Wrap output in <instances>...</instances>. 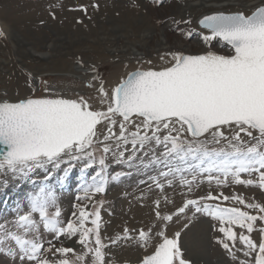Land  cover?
Instances as JSON below:
<instances>
[{
    "label": "snow or ice",
    "instance_id": "snow-or-ice-1",
    "mask_svg": "<svg viewBox=\"0 0 264 264\" xmlns=\"http://www.w3.org/2000/svg\"><path fill=\"white\" fill-rule=\"evenodd\" d=\"M154 2L159 4L160 0ZM136 6L134 2L133 7ZM92 7L98 5L92 4ZM181 23L191 25L192 21H173L177 26ZM198 24L210 33L201 37L205 44L218 39L227 46L226 54L211 49L200 54L173 51L166 54L170 57L167 66L137 68L128 72L110 90L105 89L104 81L92 68V80L99 81L100 103L106 105L102 110L94 109L83 96L76 99L35 96V87L29 76L28 87L33 89L32 96L16 101L0 99V175L30 181L33 173L42 170L44 179L48 180L53 171L66 164L65 176L60 177L63 180L74 162L83 163L82 173L99 164L101 171L92 178L93 183L82 187L84 199L90 201L93 195L105 191L104 180L97 182L96 177L105 170L107 155L112 152L118 163L124 162L125 152L131 145L132 154L127 157L129 163L136 159L137 152L148 148L153 152L149 163L162 164L168 169L160 172L165 179L173 173H192L191 180L180 177L181 186L187 187L188 193H191L197 176L204 173L209 174L208 182L214 181L217 186L226 185L231 178L235 184L255 186L264 191V0L248 11L229 10L204 15ZM193 31L191 28L181 29L180 34L191 37ZM4 35L0 31V37ZM43 83L47 93V83ZM87 86L94 85L89 82ZM133 118H138L139 122ZM102 123H106V133L100 134L101 139L98 125ZM117 125L118 133L114 130ZM225 129L230 135L225 134ZM242 133L249 138L247 141ZM208 135L216 144L227 141L226 147L210 150L208 142L200 140ZM96 144L102 146L100 151L103 153L98 159L94 150ZM153 144L164 146L159 156L155 155ZM214 172L223 179L213 176ZM254 173L258 174L255 180L241 178L242 174L251 177ZM119 175L117 173L113 179ZM153 180L157 187H163L158 180ZM3 183L6 187L7 180ZM27 200V211L17 205L15 218L0 223V256L8 257L11 264H109L104 252L107 245L100 236L98 210L89 213L86 206L77 204L74 207L79 212L78 220L62 222L55 195L43 184ZM229 200L257 214L239 207L202 203ZM165 202L170 203L167 197ZM189 209L194 210V215L204 213L219 221L218 231L224 239L217 242L233 260H237L233 249L239 239L242 247L236 250L246 258L239 264H264V205L247 203L238 195H214L209 191L197 199L186 198L174 214H162L160 201H156V220L166 224L173 220V215L185 214ZM76 215L73 212V216ZM89 220L91 227L86 226ZM257 222L260 224L258 229ZM41 228L53 236L52 240L46 241L47 247ZM234 228L247 234L242 231L238 235ZM257 230L259 239L254 241L251 234ZM156 236L159 241L139 264H191L178 243L180 232L170 238L159 229ZM61 237L76 238L74 243L82 246V252L64 246ZM151 238V234L142 229L132 236L125 227L122 235L109 240L112 245L121 240H134L147 249ZM53 241H60V246ZM48 253H52L53 258L50 259ZM70 254L74 259L69 258ZM89 256L90 261L87 260ZM250 257L254 259H247Z\"/></svg>",
    "mask_w": 264,
    "mask_h": 264
},
{
    "label": "rangeland",
    "instance_id": "rangeland-1",
    "mask_svg": "<svg viewBox=\"0 0 264 264\" xmlns=\"http://www.w3.org/2000/svg\"><path fill=\"white\" fill-rule=\"evenodd\" d=\"M55 1L56 0H0V17L11 25L13 30L12 33L16 35L14 39L13 36L10 37L11 34L8 35V33L2 29L3 27L0 21V31H3L5 34L3 37H0V60L5 62V65H0V99L11 100L13 98V100L16 101L21 98L32 96L33 89L28 87V79L29 76H31L35 87V96L56 95L69 99H76L83 96L85 99L89 100V103L93 105L92 107L94 109L102 110L106 105L100 103L99 94L97 92L99 81L92 80L94 75L91 71L92 68L96 69V72L99 73L101 79L104 81L105 89L110 90L121 78L126 76L125 74L137 68L160 69L159 66L157 68L150 66L149 61L162 63L168 60L169 62L170 57L166 54L176 51L172 49H167L168 51L166 52H164L165 50H156L153 44L151 45V49H149V53H147V49L142 48V17L148 19L143 26L148 28V30L151 29L155 31L157 35L160 34V30L167 29L166 33L169 35L171 42L178 39L185 45H197L192 47L186 54H200L209 49L218 54H226L228 50L227 46L217 39H214L209 44H205L201 39L202 35L210 33L198 27V20L204 15L211 14V11H199L194 14L190 13L188 16L187 12L184 16L180 14L182 13V9L186 8L187 4L189 5L196 0H160L159 4L155 3L154 0H100V3H103L100 4L98 0H96L95 4H97L98 7H91L95 10L94 13L89 12V9L87 10L88 13L87 11L81 10L82 8L85 9L84 7L87 2L91 5L94 4L90 2L92 0H79L73 2L75 6H79L75 7L76 9L73 8V11H69L70 9L67 10L64 4L65 2L60 3L62 5L60 8L58 7V2ZM134 2L137 5L136 7H133ZM71 3L72 2H70V4ZM229 10L231 9H225L224 11ZM237 10L241 9L238 8ZM231 11L236 10L233 9ZM67 15L70 16V19ZM57 19L59 20L56 21ZM174 20H190L192 24L186 25L181 23L177 26L173 24ZM189 28L194 30L193 35L191 37L181 36L180 30H188ZM7 35L9 37H7ZM113 40L115 46L110 44ZM126 41H129V43L136 42L130 46L129 56H127V54H118L119 56L114 55V58L102 57L108 56L106 52L108 48L121 47L122 43H126ZM47 46H53L58 49L51 50V48L49 49ZM17 48H25L32 52L37 51L36 53L54 55L49 62L52 60L57 61L60 58L62 60L68 58L66 60L67 63L70 60L69 63H71L72 67H79L85 72H83V74H77V77L74 74H70L68 77L56 76L55 72H49V75L42 67L41 69L38 66L42 63L37 64L23 57V55L18 54ZM98 50L102 52H97ZM104 53H106V55H104ZM131 55L132 57H130ZM161 56H164L166 60H162ZM58 64L60 65V63ZM167 65L168 63L164 66L162 65L161 68ZM61 66L63 69H66L65 65ZM30 67H32V70H30ZM43 82L47 83L49 89L47 93L44 92L45 85ZM89 82L94 86L88 87L87 84ZM1 86H5L6 88ZM23 88H25L24 91L22 90ZM116 119L117 121L120 120L119 117ZM133 119L139 121L138 118ZM114 130L117 133L119 132L118 125ZM130 130L134 129L130 128ZM102 133H106V123L98 125V135ZM225 134L230 135L227 129H225ZM241 135L245 141L249 139L244 136L243 133ZM100 138L102 139V135H100ZM185 138L191 139V137ZM200 140L208 142L210 150L226 147L227 145V141H221L220 144L211 142V135L201 137ZM108 143L111 144L112 141ZM101 147L102 146L99 144L94 145L97 159L103 155L100 151ZM151 147L154 149L156 156H159L160 153L164 151L163 145L156 147L153 144ZM128 149L129 151L125 152L124 162L118 163L117 158L113 156L112 152L107 155L106 168L101 172V176L96 177L97 182L101 179L104 180L105 191L93 195L90 201L84 199L85 193L82 191V187L93 183L92 178L96 176L97 172L101 171L99 164H94L92 168L85 169L82 173L81 169L83 168V163L74 162L72 170L63 180H61L60 177L65 176L63 169L68 167L66 164H62L59 170L53 171L48 180L44 179L45 173L42 170H37L36 173H33L32 180L30 181L14 180L10 175L7 177L0 175V223H4L6 220L12 221L15 218L17 205H19L23 211H27V197L39 191L40 185L43 184L54 193L57 206L61 210L60 219L62 222H66L69 219L73 221L78 220L79 212L74 207L77 204L86 206L89 213L95 210L99 211L101 217L99 231L103 243L107 245L104 252L106 254L105 260L109 262V264H139L142 257L150 253L153 250V245L159 241V237L156 236V232L159 229H163L170 238L173 237L176 232H180L178 243L184 257L189 260L191 264H239L240 260L246 259L242 252L236 250L242 247L239 239H237L236 248L233 249L237 260H233L223 249L221 244L217 242L224 239L222 233L218 231L220 227L219 221L204 213H195L194 215V210L189 209L186 210L185 214L179 216L173 215L172 221L162 224L160 221L156 220L155 202L158 200L160 201V211L162 214H174L179 207L183 206L186 198L197 199L211 191L214 195L217 193H223L229 197L238 195L247 203L255 202L264 205V191L255 186L235 184L232 182L231 178H229L226 185L217 186L214 181L209 183L207 180L209 174L204 173L197 176L196 183L193 184L191 193H188L187 187L181 186L180 177L183 176L191 180L192 173H173L165 179L160 176V172H166L168 169L162 164L154 165L149 163L153 156V152L145 148L143 151L137 152L136 159L129 163L127 162V157L132 154L131 145H128ZM113 151H115V148ZM145 152L148 154L145 155ZM176 164L179 166L178 161ZM145 165H147V167H145ZM117 173L120 175L118 178L113 179ZM212 175L220 176L219 173L215 172L212 173ZM257 175L258 174L254 173L249 177L247 174H242L241 178H252L255 180ZM153 178L158 180L163 187H157ZM220 178L223 179V176H220ZM5 180H7L6 187L3 183ZM169 181L171 185H169ZM77 197H81V199L78 200ZM165 197H167L170 203L165 202ZM101 201L103 202L102 206L100 204ZM202 203L212 205L219 203L221 207H239L243 211H249L250 214H257L255 211L246 209L242 205L231 200L202 201ZM54 210L55 209H50V211ZM73 212H76L77 215L73 216ZM91 218L94 217H90V219ZM185 225H187V227H185ZM86 226H92L90 220ZM9 227L11 228V225H9ZM125 227L130 230L132 236H136L137 231L141 229L149 232L152 238L149 241L147 249L140 247L134 240H121L119 243L112 245L109 238L122 235ZM256 227L257 229L260 227L259 222H257ZM234 231H236L238 235L242 231L244 234H247L246 231L239 228H234ZM41 236L47 247L46 241L53 239L52 234L44 232L41 228ZM251 236L254 241H258V230L254 231ZM75 239L76 238L65 239L61 237L64 246L74 248L77 253H80L82 252V246L78 243H74ZM53 242L56 243L57 246H60V241ZM190 251L193 254L201 256L203 261H196L192 258V256L189 255ZM47 255L50 259L53 258L52 253H48ZM69 258L74 259L71 254ZM247 259L251 260L254 259V257ZM87 260L90 261L91 256L87 257ZM0 264H11V260L8 257L0 256Z\"/></svg>",
    "mask_w": 264,
    "mask_h": 264
},
{
    "label": "bare ground",
    "instance_id": "bare-ground-1",
    "mask_svg": "<svg viewBox=\"0 0 264 264\" xmlns=\"http://www.w3.org/2000/svg\"><path fill=\"white\" fill-rule=\"evenodd\" d=\"M77 2V1H79V0H73V1H71V0H56L55 2H58V7H62V5L60 4V3H62V2H65L64 4L66 5V8H67V10H69V11H73V8H75V7H79V6H75L74 4H73V2ZM90 1V0H89ZM96 0H92V1H90V2H92V3H96L95 2ZM70 2H72L71 4H70ZM98 2L100 3V0H98ZM189 2V1H188ZM260 2H261V0H251V1H245V0H220V1H218V0H196L195 2H193V3H190L189 5L187 4L186 5V8L184 9H182V13H180V14H183V16H184V14L187 12V16L190 14V13H192V14H194V13H196V12H201V11H204V10H208V11H211L212 13L214 12V11H224L225 9H231V10H237L238 8L239 9H241V10H244V11H248L249 10V8H251V7H255L256 5H258V4H260ZM221 3V4H220ZM100 4H103V3H100ZM92 5L89 3V2H87V4H86V6L84 7L85 9H86V11L89 9V12H95V10H93L92 8ZM101 8H103V7H101ZM171 8V7H170ZM233 8V9H232ZM76 9V8H75ZM180 9V8H179ZM110 10V9H109ZM160 11V10H159ZM107 12V11H106ZM161 12V11H160ZM87 13H88V11H87ZM211 13V14H212ZM72 14V13H71ZM71 14H69V15H71ZM75 14V13H74ZM157 14V13H156ZM155 14V15H156ZM178 14V13H177ZM207 15H209V14H207ZM68 16V15H67ZM181 16V15H180ZM69 17V19H70V16H68ZM150 18V17H149ZM181 19V18H180ZM59 19H57L56 21H58ZM146 20H148L147 18H143L142 17V48H146L147 49V53H149V49H151V45H153L154 44V47H155V49L157 50V49H159L160 51L161 50H165L164 52H166V51H168L167 49H172V50H176V51H183V52H185V53H187L192 47H194V46H197V45H185V44H183L181 41H179L178 39L177 40H174V41H170V39H169V35L166 33L167 32V29H162V30H160L159 31V33L160 34H156V32L155 31H152L151 29L150 30H148V28H145L143 25H145V22H147ZM0 21H1V24H2V29H4L5 30V32H7L8 33V35H10L11 34V36L10 37H12L13 36V39H14V37L16 38V35L14 34V33H12V28H11V25L10 24H8L6 21H5V19H2V17H0ZM12 24V23H11ZM49 24V23H48ZM198 24V23H197ZM51 25V24H50ZM52 27V26H51ZM53 28V27H52ZM55 29V28H54ZM56 30V29H55ZM7 35V37H9ZM7 39V38H6ZM174 39V38H173ZM10 40V39H9ZM12 41V40H11ZM103 42V41H102ZM12 43V42H11ZM109 43V42H108ZM133 43H136V42H133ZM133 43H129V41H126V43H122V45H121V47H112V48H108L107 49V54H108V56H102V57H112V58H114L113 56L115 55V56H117L118 54H127V56H129L130 55V52H129V48H131L130 46L133 44ZM111 45L113 44L114 45V40H113V42L112 43H110ZM192 44V43H191ZM194 44V43H193ZM150 45V46H149ZM43 46V45H42ZM115 46V45H114ZM44 47V46H43ZM49 49L51 48V50H53V49H58V48H55V47H53V46H47ZM26 48V47H25ZM23 49V48H20V49H18V54H21V55H23V57H26V58H28V59H30V60H32L33 62H36L37 64L38 63H42V64H39L38 66L41 68H43V70H45L46 72H55V75L56 76H65V77H68V75H70V74H74L75 76L77 75V74H83V72H85L84 70H82V69H80L79 67H75V66H73L72 67V65H71V63H69L70 62V60H69V62L67 63V59L66 60H62L61 58V60L60 59H56L57 61H54V60H52V61H50L49 62V60H51L53 57H54V55H51V54H42V53H36V52H32L31 50H26V49ZM2 49V48H1ZM29 49V48H28ZM5 50V49H4ZM193 50V49H192ZM170 51V50H169ZM48 52H50V51H48ZM47 52V53H48ZM60 52V51H59ZM97 52H102L101 50H98ZM57 53V52H56ZM129 54V55H128ZM59 55V54H58ZM63 55V54H62ZM104 55H106V53H104ZM66 56H67V54H66ZM119 56V55H118ZM56 57H57V54H56ZM60 57H61V55H60ZM122 57H124V56H122ZM130 57H132V55L130 56ZM136 57V56H135ZM58 58V57H57ZM127 58H129V57H127ZM23 59V58H22ZM55 59V58H54ZM25 60V59H24ZM27 60V59H26ZM150 60V59H149ZM164 60H166V59H164ZM22 61V60H21ZM23 63V62H22ZM58 63H60V65L58 64ZM166 63H168V60H167V62H151L149 65L150 66H153V67H155V68H157L158 66L161 68V66L163 65H165ZM78 64V63H77ZM0 65H5V62H3V61H1L0 60ZM30 65V64H29ZM61 65H65L66 67V69H63V67L61 66ZM31 66V65H30ZM28 67V66H27ZM25 68H26V66H25ZM41 68V69H42ZM30 70H32V67H30ZM29 70V71H30ZM66 70V71H65ZM9 71V70H8ZM72 71H73V73H72ZM88 73V72H87ZM46 75V74H45ZM44 75V76H45ZM49 75H50V73H49ZM126 75V74H125ZM43 76V75H42ZM54 76V75H53ZM79 76V75H78ZM77 77V76H76ZM64 78V77H63ZM72 78V77H71ZM89 78V77H88ZM88 78H86V79H88ZM75 79H80V78H75ZM90 79V78H89ZM7 83V82H6ZM8 84V83H7ZM116 84V83H115ZM2 85V84H1ZM4 85V84H3ZM10 85V84H9ZM1 87H3V86H1ZM5 87V86H4ZM3 87V88H4ZM2 88V89H3ZM6 88V87H5ZM24 89L25 88H23L22 90L24 91ZM5 92V91H4ZM10 93V92H9ZM7 94V93H6ZM5 94V95H6ZM9 95V94H8ZM13 95V94H12ZM11 96V95H10ZM10 96H8V97H10ZM12 97H14V96H12ZM15 99V98H14ZM11 100H13V98L11 99ZM14 101V100H13ZM91 104V103H90ZM94 104V103H93ZM98 105V104H97ZM101 105V104H100ZM93 106V105H92ZM96 107H98V106H96ZM95 107V108H96ZM102 107V106H101ZM100 108V107H99ZM137 122H139V121H137ZM100 135V134H99ZM142 212V211H141ZM147 214V213H146ZM133 222H134V220H133ZM130 224H131V222H130ZM134 225V224H133ZM196 252V251H195ZM189 255L190 256H192V258H194L196 261H203V259H202V257L201 256H198V255H196V254H193L191 251L189 252ZM121 264V263H120Z\"/></svg>",
    "mask_w": 264,
    "mask_h": 264
},
{
    "label": "water",
    "instance_id": "water-1",
    "mask_svg": "<svg viewBox=\"0 0 264 264\" xmlns=\"http://www.w3.org/2000/svg\"><path fill=\"white\" fill-rule=\"evenodd\" d=\"M213 14V13H212ZM209 15H211V14H209ZM201 18H203V16L202 17H200L199 19H201ZM199 21V20H198ZM198 27L200 28V26H199V24H198ZM201 29V28H200ZM201 30H204V31H207L206 29H201ZM208 32V31H207ZM218 40V39H217ZM219 41V40H218ZM220 42V41H219ZM221 43H223V42H221ZM225 45V44H224ZM226 46V45H225ZM201 138V137H200ZM124 264H127V263H124Z\"/></svg>",
    "mask_w": 264,
    "mask_h": 264
}]
</instances>
